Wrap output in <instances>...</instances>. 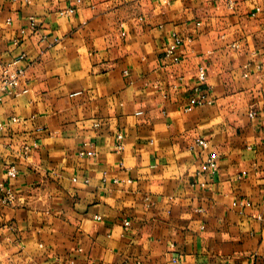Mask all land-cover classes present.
Instances as JSON below:
<instances>
[{
    "label": "crops",
    "instance_id": "1",
    "mask_svg": "<svg viewBox=\"0 0 264 264\" xmlns=\"http://www.w3.org/2000/svg\"><path fill=\"white\" fill-rule=\"evenodd\" d=\"M256 7L0 0V74L19 55L24 68L0 101V181L16 194L0 204V264H264ZM172 32L184 37L178 61L164 55ZM199 64L207 101L187 111Z\"/></svg>",
    "mask_w": 264,
    "mask_h": 264
},
{
    "label": "built area",
    "instance_id": "2",
    "mask_svg": "<svg viewBox=\"0 0 264 264\" xmlns=\"http://www.w3.org/2000/svg\"><path fill=\"white\" fill-rule=\"evenodd\" d=\"M78 2L80 0H77ZM230 1V0H229ZM256 12H262L264 14V9L260 7L255 8ZM61 15H67L74 12V7H67L65 9H62L59 11ZM30 25L34 27L35 22L34 19L31 17ZM125 32H122V35H124ZM184 43V37L180 35L179 33L172 32L169 36V41L167 42L165 48H164V55L166 57H171L174 61L179 60V49ZM22 59V55H19L15 57L11 62L5 64L2 66L1 74H0V101L2 99L3 94H13L17 91V88L20 84V81L22 77L24 76V68L19 66V61ZM196 86H195V92L196 95H193L190 97L189 103L186 105L185 109L187 111L192 110L198 105H201L205 101H207V94L204 93L203 84L206 81V68L204 64H199L196 68ZM22 91H27L26 89H23ZM252 116V113H250ZM3 123L0 122V130L3 128ZM116 143H115V150L119 152L123 149L122 145V135L119 133L116 135ZM194 145L207 148L208 147V141L204 137H197L194 140ZM25 151L29 148L25 146ZM79 155L81 156H94L95 151L89 148H85L84 150H81L79 152ZM204 169H210L211 171H214L217 168V160L214 155H209L207 159L205 160L203 164ZM16 173V169L13 166H9L6 168V174L8 176H14ZM128 182L130 180H127ZM16 200V194L11 190L10 187L6 186V184L2 181H0V204L3 205H11ZM239 206H249V201H240V202H233V205ZM129 225L128 220H123V226L127 227ZM229 264V263H226Z\"/></svg>",
    "mask_w": 264,
    "mask_h": 264
}]
</instances>
